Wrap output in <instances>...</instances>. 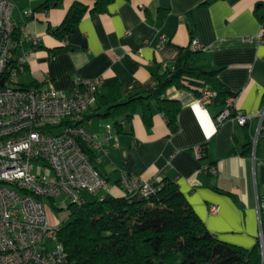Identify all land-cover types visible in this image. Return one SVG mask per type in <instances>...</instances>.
<instances>
[{
	"label": "crops",
	"instance_id": "0c3cea01",
	"mask_svg": "<svg viewBox=\"0 0 264 264\" xmlns=\"http://www.w3.org/2000/svg\"><path fill=\"white\" fill-rule=\"evenodd\" d=\"M14 1L20 42L16 55L26 56L18 84L51 82L57 90L72 93L78 80L99 76L103 82L98 99H121L154 88L155 74L173 64L192 37L204 45L209 63L223 67L219 77L235 93L233 114L251 115L250 121L240 125L228 118L217 125L224 104H202L196 92L175 86L166 91L181 105L172 127L155 108L148 126L139 107L117 129L114 118L96 114V104L85 114V125L102 140L111 124L119 145L112 139L103 147L89 146L93 164L114 197L124 195L118 185L124 172L144 180H175L218 238L254 246L264 200V119L259 117L264 110V41L259 36L264 0H211L203 5L204 0H112L106 11L87 12L67 39L53 30L75 0ZM47 1L49 6L41 7ZM29 10L32 15H25ZM250 137L252 154L243 155ZM199 146L206 150L202 158L194 152ZM52 216L54 221L69 218Z\"/></svg>",
	"mask_w": 264,
	"mask_h": 264
},
{
	"label": "built area",
	"instance_id": "2783aa9c",
	"mask_svg": "<svg viewBox=\"0 0 264 264\" xmlns=\"http://www.w3.org/2000/svg\"><path fill=\"white\" fill-rule=\"evenodd\" d=\"M15 6L14 0H0V264H75L58 239L64 221L51 220L46 200L60 199L61 208L67 210L66 199L78 205L84 202L81 191L98 198L107 195L108 181L82 144L99 148L113 139L118 146V135L107 124L99 140L84 123L85 114L97 103L101 77L78 80L72 93L57 90L51 82L31 87L16 82L25 70L26 56L16 55L20 42ZM262 8L264 13V3ZM32 13L25 11L27 16ZM259 36L264 41V21ZM192 44L204 50L197 39ZM214 96L213 90L206 89L200 102H211ZM235 98L226 100L216 116L217 125L228 118L240 125L250 121L251 115L233 114ZM259 117L264 119V110ZM258 136L259 131L255 142ZM194 152L197 158L204 155L202 146ZM118 182L126 196L149 197L157 186L154 180L126 172ZM260 207L264 208V200Z\"/></svg>",
	"mask_w": 264,
	"mask_h": 264
},
{
	"label": "trees",
	"instance_id": "16d2710c",
	"mask_svg": "<svg viewBox=\"0 0 264 264\" xmlns=\"http://www.w3.org/2000/svg\"><path fill=\"white\" fill-rule=\"evenodd\" d=\"M210 1L204 0L202 5ZM111 2L75 0L53 33L62 39L69 38L87 12L106 11ZM49 4L47 1L41 7ZM261 19L264 21V17ZM190 29L193 34L191 24ZM222 69V66L210 64L205 51L195 48L191 41L188 47L181 49L173 64L155 74L157 84L154 88L115 100L101 102L97 97L96 114L114 118L120 129L121 121L131 119L141 107L144 121L150 126L155 108L172 127L177 122L181 105L166 96L168 87L187 88L198 96L211 89L215 92L212 101L223 105L235 93L221 81ZM104 106L105 110L100 112ZM61 126L57 125L56 131ZM258 146L259 140L257 150ZM82 147L95 163L92 149L85 143ZM205 151L204 147L203 153ZM252 151L253 138L250 137L241 153L251 155ZM156 184L149 197L107 194L94 197L92 201L84 199L81 205L69 203V220L58 230V239L69 261L75 264H264V243L262 248L259 239L254 246L246 248L218 238L196 213L175 180L165 178ZM261 223L264 242V208H261Z\"/></svg>",
	"mask_w": 264,
	"mask_h": 264
},
{
	"label": "rangeland",
	"instance_id": "374dc122",
	"mask_svg": "<svg viewBox=\"0 0 264 264\" xmlns=\"http://www.w3.org/2000/svg\"><path fill=\"white\" fill-rule=\"evenodd\" d=\"M80 196L81 198L85 199V200H88V201H92L93 200V196L88 193L87 191H81L80 192ZM66 202L67 204L71 203L69 199H66ZM46 203L48 205V208H49V215H50V218L51 220L54 222V218L52 215L56 216L58 219H62V218H65L69 215V211L66 210V209H62L61 208V201L60 199H47L46 200ZM69 220V218H68ZM262 231V228L260 229ZM259 241L261 243V246H262V242H263V231H262V235L260 237L259 235Z\"/></svg>",
	"mask_w": 264,
	"mask_h": 264
},
{
	"label": "water",
	"instance_id": "95a60500",
	"mask_svg": "<svg viewBox=\"0 0 264 264\" xmlns=\"http://www.w3.org/2000/svg\"><path fill=\"white\" fill-rule=\"evenodd\" d=\"M3 81H1V83H2ZM262 243H264V242H262ZM262 248H263V244H262ZM264 251V250H263Z\"/></svg>",
	"mask_w": 264,
	"mask_h": 264
},
{
	"label": "bare ground",
	"instance_id": "6f19581e",
	"mask_svg": "<svg viewBox=\"0 0 264 264\" xmlns=\"http://www.w3.org/2000/svg\"><path fill=\"white\" fill-rule=\"evenodd\" d=\"M260 235V234H259Z\"/></svg>",
	"mask_w": 264,
	"mask_h": 264
}]
</instances>
